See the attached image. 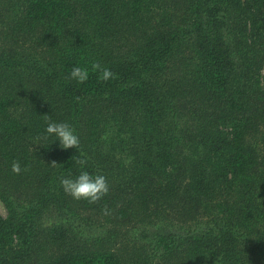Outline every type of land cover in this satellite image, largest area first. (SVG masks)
Wrapping results in <instances>:
<instances>
[{
  "label": "trees",
  "instance_id": "trees-1",
  "mask_svg": "<svg viewBox=\"0 0 264 264\" xmlns=\"http://www.w3.org/2000/svg\"><path fill=\"white\" fill-rule=\"evenodd\" d=\"M263 70L264 0H0V264H264Z\"/></svg>",
  "mask_w": 264,
  "mask_h": 264
},
{
  "label": "clouds",
  "instance_id": "clouds-1",
  "mask_svg": "<svg viewBox=\"0 0 264 264\" xmlns=\"http://www.w3.org/2000/svg\"><path fill=\"white\" fill-rule=\"evenodd\" d=\"M91 73H97V79L102 82L115 78V73L107 66L99 62H92L91 66H74L70 72V79L78 84L86 83ZM44 139H53L54 143L59 142L62 149H79L80 138L72 123L67 121H54L50 118L46 122ZM75 157V162L81 167L79 175L75 177H62L61 186L65 193L75 200H87L96 202L106 196L109 192V185L106 176L102 174H92L85 170L86 161L82 159V154ZM13 172L21 171L19 164L12 165Z\"/></svg>",
  "mask_w": 264,
  "mask_h": 264
},
{
  "label": "rangeland",
  "instance_id": "rangeland-1",
  "mask_svg": "<svg viewBox=\"0 0 264 264\" xmlns=\"http://www.w3.org/2000/svg\"><path fill=\"white\" fill-rule=\"evenodd\" d=\"M262 87L264 88V70L262 73ZM0 215L3 217H7V209L1 200H0ZM50 215L52 216V214H50ZM50 220H54V214ZM86 227H89V226H86ZM90 230L91 231L88 233L90 236H93L95 233L99 234L101 232V230L97 229V228H92Z\"/></svg>",
  "mask_w": 264,
  "mask_h": 264
}]
</instances>
